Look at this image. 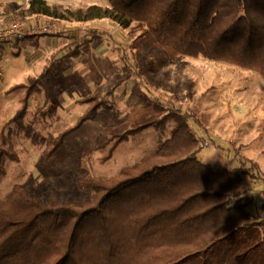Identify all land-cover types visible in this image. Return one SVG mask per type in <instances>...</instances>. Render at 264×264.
<instances>
[{
    "label": "trees",
    "instance_id": "trees-1",
    "mask_svg": "<svg viewBox=\"0 0 264 264\" xmlns=\"http://www.w3.org/2000/svg\"><path fill=\"white\" fill-rule=\"evenodd\" d=\"M106 2L73 8L29 0L20 8L5 7L0 27L24 23L32 16L67 21L108 18L124 29L140 28L135 39L139 45L164 49L173 57L204 56L257 72L264 79V0ZM91 33L82 39L92 40ZM4 46L0 45V53ZM55 64L52 55L39 76L11 88L25 89L22 107L12 119L34 142L47 144L45 159H52L67 137L101 109L116 106L111 96L118 82L102 97L96 92L82 98L87 107L76 124L47 142L33 123L24 125L20 120L29 111L31 97L45 88L43 80L55 73ZM157 103L153 102L163 108ZM56 106L52 101L47 109H37L32 121L54 116ZM166 109L140 126L111 132L88 151L89 156L105 150L109 160L138 132L149 127L157 131L156 146L114 175L92 174L84 162L77 183L86 195L80 201H61L55 190L43 199L14 184L0 198V264H264V217L249 212L251 198L233 190L242 175L201 161L200 138L189 123L198 122V117L174 105ZM7 159L18 157L2 148L0 179L7 174ZM253 168L256 173L244 172L264 178L255 161Z\"/></svg>",
    "mask_w": 264,
    "mask_h": 264
},
{
    "label": "rangeland",
    "instance_id": "rangeland-1",
    "mask_svg": "<svg viewBox=\"0 0 264 264\" xmlns=\"http://www.w3.org/2000/svg\"><path fill=\"white\" fill-rule=\"evenodd\" d=\"M27 1L0 0V22L5 7L20 8ZM48 1L73 8L107 5L106 0ZM39 17L44 21L38 22ZM39 17H29L22 23L26 28L30 21L26 30L35 33L20 39L26 43L9 48L18 53H0L5 68L0 77V151L5 148L18 157L5 162L7 174L0 179V198L18 183L43 199L49 190H55L61 201H80L86 195L77 183L84 162L92 174L111 176L122 166L138 161L157 144V131L149 127L121 143L109 160L105 159V150H95L88 156V151L105 142L111 132L140 126L165 113L171 105L199 118V110L207 104V112L219 117V121L207 130L194 119L189 121L202 145L199 159L215 169L240 172L243 180L233 190L251 198L249 212L264 217V178L244 172L248 169L256 173L255 161L264 173V79L260 74L204 56L173 57L164 49L139 45L135 39L140 28L124 29L108 18L67 21ZM89 31L94 32L88 35L92 40H83ZM37 36L44 42L32 54L29 38ZM47 36L52 38L44 40ZM52 55L56 56L55 73L43 80L45 88L31 97L29 111L20 120L24 125L33 123L47 142L76 124L87 107L80 101L82 98L96 92L102 97L118 84L111 96L115 108L101 109L93 120L67 137L52 159H45L47 144L34 142L12 119L22 107L25 89L11 88L39 76ZM48 97L50 101L46 102ZM52 101L57 105L55 115L42 116L34 123L36 110L47 109ZM153 102L163 108L158 109Z\"/></svg>",
    "mask_w": 264,
    "mask_h": 264
},
{
    "label": "crops",
    "instance_id": "crops-1",
    "mask_svg": "<svg viewBox=\"0 0 264 264\" xmlns=\"http://www.w3.org/2000/svg\"><path fill=\"white\" fill-rule=\"evenodd\" d=\"M39 17V16H38ZM43 17H45V16H43ZM42 18V17H41ZM40 17L38 18V22H42V21H44V19L42 20ZM45 18H47V17H45ZM27 24H29L28 25V27L26 26V29H29V26L31 25V22L29 21V23H27ZM25 26V25H24ZM33 34V33H32ZM32 34H30V36L32 35ZM33 38V39H32ZM49 38H52L51 36H47V37H44V40L46 39V40H48ZM30 39V43L32 44V46H30L29 44H28V46H29V48H33V53L32 54H35V52L34 51H36L35 50V48H37V46H41L42 45V43L44 42V41H40L41 39H42V37H40V38H38V36H37V38H34V37H30L29 38ZM33 41H32V40ZM21 43H26L25 41H23V40H17V42L15 41L14 42V44H9V46H7V47H4L3 48V51L2 52H4V56L5 55H7V53H9V51H11L9 48H11L12 49V47H17L18 45H20ZM38 51V50H37ZM19 51H16V50H13V51H11V53L12 54H16V53H18ZM3 55V54H2ZM1 55V56H2ZM204 103H206V102H204ZM203 108L204 109H202V110H199L200 112H201V117H199L198 118V120H200L201 121V123H199L200 121H195V123H198L199 125H200V127L201 128H203V129H208V128H211V125L213 124V122L214 121H219L218 119H219V117H217V116H215V115H213V113H211V112H207V108H208V106H207V104H204L203 105ZM223 124V123H222ZM235 124V123H234ZM239 125H240V123H239ZM220 126H221V124H220ZM219 126V127H220Z\"/></svg>",
    "mask_w": 264,
    "mask_h": 264
},
{
    "label": "built area",
    "instance_id": "built-area-1",
    "mask_svg": "<svg viewBox=\"0 0 264 264\" xmlns=\"http://www.w3.org/2000/svg\"><path fill=\"white\" fill-rule=\"evenodd\" d=\"M28 2V1H27ZM34 31L26 30L21 22H14L10 25L0 27V45L10 44L12 41L22 39ZM3 57L0 56V77L4 76Z\"/></svg>",
    "mask_w": 264,
    "mask_h": 264
}]
</instances>
